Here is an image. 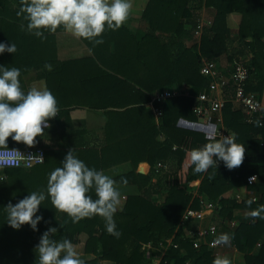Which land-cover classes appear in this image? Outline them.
<instances>
[{
	"label": "trees",
	"instance_id": "obj_1",
	"mask_svg": "<svg viewBox=\"0 0 264 264\" xmlns=\"http://www.w3.org/2000/svg\"><path fill=\"white\" fill-rule=\"evenodd\" d=\"M19 8L20 0H0V42L9 45L12 42L17 46L15 54L5 52L0 55V65L17 67L22 76L31 69L34 60L42 65L51 64L52 70L46 69L43 78L47 80L48 90L54 94L53 82L58 62L55 36L45 33L47 39H41L28 33L27 21L22 15H17ZM204 8L214 9L216 16L211 26H204L200 45L189 48L185 41L193 39ZM234 13L243 15V22L239 27L232 19ZM131 14L148 21L150 31L141 40L136 41V44L132 43L135 38L131 39L129 33L120 37L116 44L118 49L123 51V60L127 63L125 68L134 70V65L138 62L141 64L138 73L142 72V75L135 78L126 73L123 79L113 78L112 85L119 86L121 83L129 87L131 82H134L144 91L141 99L133 98L126 103L132 106L125 108L124 117L127 118L128 124L135 121V125L129 128L124 125L120 135L108 131L107 145L100 149L87 145L57 144L56 147L43 148L46 161L41 166L29 170L6 169L11 179L0 188V264H36L35 249L42 234L51 227L58 229L53 239H69L78 253L81 251L79 258L83 264H143V258L139 257L142 246L172 236L187 208H202V196L217 204L216 212L220 215L242 207L223 196L235 188L248 186L247 179L252 175H259L262 180V183L250 186L257 194L258 200L250 207L246 204L243 208L255 210L264 206V127L246 124L241 112L236 111L233 104L227 101L222 113L223 123L226 129L236 135L237 142L244 145L245 158L242 165L233 170H228L224 164L218 165L217 169L210 168L209 173L214 174V178L210 180L209 173L194 174L189 153L212 141L206 139L202 133L177 127L181 118L197 122L198 118L192 110V99L180 97L168 100L164 105L160 126L153 124L148 110L139 105L148 103L153 92L173 85L186 84L196 91L203 89L207 81L201 74L202 59L214 60L227 52L232 42V34L237 28L238 38L253 54L252 62L248 65L251 79L255 77V80L250 84V79L248 90L262 93L264 0H132ZM22 24L24 30L21 29ZM188 24L192 26L191 31L186 29ZM177 50L179 53L175 55ZM126 78L131 80L123 81ZM256 83L257 87L254 86ZM137 91L141 93V90ZM139 118H142V121L138 125ZM79 134L75 131L67 133L68 137L80 136ZM161 135L167 137L163 143L157 140ZM120 146L125 147L124 151L136 154L138 161L134 162L135 168L141 161L149 163L152 167H167V170L164 169V177L160 180V183H165L167 194L164 203L156 204L153 174L144 176L134 171L123 176L127 177L123 183L122 177L119 178L117 181L121 184L135 185L141 190L140 196L127 199L122 212L115 213L119 236L107 233L105 222L100 216L72 223L66 214L54 209L50 199L42 202L40 207L38 215H42L44 219L38 225L39 231H33L30 225H23L17 230L7 224L5 207L10 202L15 205L32 191L46 189L48 175L61 166V161L71 149H74L75 154L90 168L104 172L122 163L115 160L116 152L121 150ZM201 178L199 195L194 198V188L189 187V184ZM92 195L95 198L94 192ZM233 236L236 246L242 252L252 250L261 243L254 256L244 255L242 264H264V219L255 218L250 224L241 225ZM186 243L188 258L193 260V264H213L215 257L211 252L201 247L194 248L191 241ZM179 248L175 253L180 251Z\"/></svg>",
	"mask_w": 264,
	"mask_h": 264
},
{
	"label": "crops",
	"instance_id": "obj_2",
	"mask_svg": "<svg viewBox=\"0 0 264 264\" xmlns=\"http://www.w3.org/2000/svg\"><path fill=\"white\" fill-rule=\"evenodd\" d=\"M215 16L216 11L214 9L204 8L201 11V20L199 25L203 24V28L204 26H211ZM232 19L235 25L239 27L243 22V15L240 13H234L232 15ZM186 29L191 31L192 26L188 24ZM149 31L150 24L148 21L140 18V16L136 14H131L126 24L119 30H116L117 33H111V30L106 31L102 36L104 43L100 45H95L87 40L76 38L71 33L63 31L62 28L58 29L56 33H51V35L55 36L57 48L58 62L56 63L57 71L53 82V90L55 91L53 95L58 102L59 113L55 118L49 121L50 126L45 129L44 136H38L36 138L37 143L35 146L29 147L22 142L13 141L12 138L9 137L8 145L0 146V149L45 148L49 146V141L51 139L54 140L52 145L55 147L57 144L65 143L66 145H87V147L90 148L100 149L107 145L106 138L108 131L111 133L114 132L115 135H120L124 125L127 126V128L135 125V121H130L128 124L127 118L124 117L126 112L125 108L132 106L127 105L126 103L133 98L141 99L144 91L136 86L134 82H131V86L129 87L121 83L119 86L112 84H114L113 78L123 79V76H126L124 75L126 73L127 75L129 74L130 77L137 78V75L141 76L142 72L138 73L141 68V64L136 62L134 70L126 69L125 67L127 66V63L123 60V51L118 49L116 43L120 40V37L126 36V34L129 33L131 35V39L132 37L135 38V40L132 39V43L136 44V41L141 40ZM238 35L237 28L232 34V42L229 50L213 60L216 61L220 65L221 69L226 73H229L240 61L247 64H251L252 62V52L246 49L241 40L238 38ZM201 37L202 34L200 37H196L194 35L193 39H187L185 41L187 47L191 48L199 46L201 43ZM249 40L251 41V39ZM178 53V50L175 51V55ZM45 73L46 69L44 68V65H42L41 62L39 63L34 60L31 64V69L20 77L22 89L25 92L29 91L33 87L48 90L47 80L43 78V74ZM130 80L126 78L123 81L129 82ZM253 80H255V77L251 79L250 84ZM206 81L207 82L204 88L197 91L186 84H183L182 86L173 85V87H167L163 90L169 89L179 92V96L175 98L183 97L192 99L193 110L195 102L194 98L208 89L209 81L207 78ZM254 86L257 87V83ZM136 89L141 90V93ZM159 91L160 90H157L151 94V100L148 103L139 104L141 108L143 107L148 110V114L151 116L152 122L156 126H160L162 124V118L164 116L163 114L161 118L158 117L155 111V106L152 104L154 94ZM225 93L228 101L233 104L236 111L241 112L244 120L243 111L234 102V88L231 87L227 89ZM252 93L256 94L264 102V89L262 93L259 91H252ZM164 105L161 106L163 113ZM222 113L223 110L221 113H216L214 116L215 120L219 119V125L226 129L223 123ZM193 114H195L194 110ZM141 121L142 118L137 120L138 125L141 124ZM212 121L213 120L207 121L209 126H211L209 123ZM199 122L200 121L198 119L196 122V120L181 118L177 127L188 131L202 133L205 137H208V140H211L209 135H212V132L210 131L209 126L205 127L204 124ZM204 122L207 124L206 121ZM199 124H201V126ZM198 128L200 131H198ZM226 130L231 132L228 129ZM71 131L80 133V136L75 135L68 137L67 133ZM84 134H86V136ZM166 138L167 137L165 135H161L157 138V140L158 142L163 143L166 141ZM120 149V151L116 152L117 158L115 160L122 163L111 167L110 169L104 171V173L112 177L115 181L123 176L133 173L134 171L144 176H150L153 174L152 184L153 191L155 192L154 200L156 204L164 203L167 191L165 183H160V180L164 177V171L167 170V167L164 168V166L160 165L152 167L149 163L141 161L135 168L134 162L138 161L135 157L136 154L124 151L126 149L123 146H120ZM221 164H223V162H220L219 166ZM0 179H2V181H0V188L10 182L11 175L9 176L8 170H0ZM201 180L202 178L200 180H194L189 184V187L194 188L192 192L194 198L199 195V184ZM257 183H262V180L259 178ZM117 187L122 189V210H118V212H122L127 204V199L129 197L140 196L141 190L138 186L124 185L118 181ZM254 197L258 200V196L254 192L253 188L246 185L227 192L223 198L230 200L233 203H237L242 207L232 210L226 215H220L219 212H216V209L214 211H208L205 219L202 221L193 220L186 222L183 216L177 230L172 236L144 244L141 248V256L139 257L143 258V264H166L167 262L169 264H193V260L188 258L186 242H194L195 236L199 230L207 229L211 225H217L219 229L217 237L222 233L229 234L231 237L230 244L225 245L223 248H215L213 246V241L216 238L208 237L202 240L200 247L205 248L207 252H211L215 258L217 256H226L230 259L231 264H242L244 255L254 256L261 246V243H259L254 249L242 252L236 246L233 236L238 227L243 224H250L255 220L249 216V213L252 210L243 208L247 204V201L250 199L253 200ZM200 199L201 201L204 200V202L207 201L204 196ZM203 208L204 206L202 203L201 209ZM188 209L194 208L189 207L187 210ZM178 248L180 251L175 253ZM104 264L115 263L104 262Z\"/></svg>",
	"mask_w": 264,
	"mask_h": 264
},
{
	"label": "clouds",
	"instance_id": "obj_3",
	"mask_svg": "<svg viewBox=\"0 0 264 264\" xmlns=\"http://www.w3.org/2000/svg\"><path fill=\"white\" fill-rule=\"evenodd\" d=\"M131 12L132 0H20L17 15L23 16L27 21V32L37 38L47 39L45 33H56L62 28L76 38L100 45L104 43L103 34L108 30H119ZM21 29L24 30L23 24ZM5 52L15 54L17 46L12 42L10 45L0 42V55ZM44 68L51 71L52 65L45 64ZM20 77L19 68L0 65V146L8 145L9 137L29 147L35 146L36 138L44 136L49 121L59 113L58 102L50 90L33 87L25 92ZM255 124L264 126L261 119ZM28 157L44 161L42 155ZM189 158L194 174L209 173V169H217L220 162L228 170H233L242 165L245 147L231 133L191 150ZM208 178L213 179L214 174L209 173ZM126 180L127 177H122L121 183ZM255 180L253 176L249 182ZM46 199H50L54 209L66 214L72 223L100 216L107 233L120 235L114 217L118 210H122V189L102 170L90 168L74 149L66 154L60 167L50 172L46 189L32 191L15 205L10 202L5 207L7 224L17 230L30 225L33 231H39L38 225L44 218L38 213ZM253 203L252 199L247 201L249 207ZM249 216L264 219V206L252 210ZM57 231L56 227H51L40 237L35 249L36 264H83L69 239L56 241L52 238ZM230 242V235L222 233L213 241V246ZM213 264H231V261L226 256H217Z\"/></svg>",
	"mask_w": 264,
	"mask_h": 264
},
{
	"label": "built area",
	"instance_id": "obj_4",
	"mask_svg": "<svg viewBox=\"0 0 264 264\" xmlns=\"http://www.w3.org/2000/svg\"><path fill=\"white\" fill-rule=\"evenodd\" d=\"M203 31V24H200L195 31V36L200 37ZM201 74L208 79V89L194 98V113L199 120L211 121V126L204 124L205 127L210 128L213 139H219L220 136H228V132L219 125V119L215 120V114L221 113L224 109L228 99L226 98V90L234 88V102L244 113V122L248 125H256L255 121L261 119L264 123V102L254 93L248 90V83L251 79V72L249 65L245 62H238L229 73L224 72L220 65L213 60L203 58L201 62ZM229 76H228V75ZM228 76V77H227ZM179 96V92L175 90H161L154 94L152 104L155 106V111L158 117L163 116L162 107L168 100ZM201 126V124H199ZM203 126V125H202ZM204 127V128H205ZM264 127V126H260ZM42 155L44 161L29 159L28 156ZM46 161V152L43 148L36 149H14L1 148L0 149V170L5 169H33L41 166ZM219 165V164H218ZM255 176L256 180L249 182L250 178ZM259 177L252 175L247 179L248 186H254L258 182ZM253 200L256 202L257 198ZM204 208L201 210L188 209L184 215V220L190 222L193 220L202 221L206 217L208 211H214L217 204L214 202H203ZM214 229V231H212ZM218 226L211 225L209 228L199 230L193 242L194 248L198 249L201 246L202 240L208 237L217 238ZM225 245H217L215 248H223Z\"/></svg>",
	"mask_w": 264,
	"mask_h": 264
},
{
	"label": "rangeland",
	"instance_id": "obj_5",
	"mask_svg": "<svg viewBox=\"0 0 264 264\" xmlns=\"http://www.w3.org/2000/svg\"><path fill=\"white\" fill-rule=\"evenodd\" d=\"M200 122L199 123H202V124H205V122H204V120H199ZM50 137V136H49ZM51 138V137H50ZM50 144H49V146L48 147H53V145H52V143H54V140L53 139H51L50 141ZM45 148H47V147H45ZM81 251H79V253H80Z\"/></svg>",
	"mask_w": 264,
	"mask_h": 264
},
{
	"label": "water",
	"instance_id": "obj_6",
	"mask_svg": "<svg viewBox=\"0 0 264 264\" xmlns=\"http://www.w3.org/2000/svg\"><path fill=\"white\" fill-rule=\"evenodd\" d=\"M197 126H198V125H197ZM198 127H199V126H198ZM200 129H201V128H200ZM198 131H200L199 128H198Z\"/></svg>",
	"mask_w": 264,
	"mask_h": 264
}]
</instances>
